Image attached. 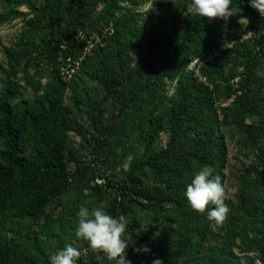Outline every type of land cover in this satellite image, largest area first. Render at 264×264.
<instances>
[{"label": "trees", "instance_id": "trees-1", "mask_svg": "<svg viewBox=\"0 0 264 264\" xmlns=\"http://www.w3.org/2000/svg\"><path fill=\"white\" fill-rule=\"evenodd\" d=\"M150 2L0 0V27L22 21L9 68L0 62V264L87 248L77 213L101 204L126 217L131 264H264V17L250 0H233L242 11L228 21L188 13L191 0L142 12ZM79 33L94 46L67 81L61 68L87 44ZM123 121L133 132L114 130ZM228 135L252 161L215 225L185 192L205 166L226 188ZM231 236L247 243L240 253Z\"/></svg>", "mask_w": 264, "mask_h": 264}, {"label": "clouds", "instance_id": "clouds-1", "mask_svg": "<svg viewBox=\"0 0 264 264\" xmlns=\"http://www.w3.org/2000/svg\"><path fill=\"white\" fill-rule=\"evenodd\" d=\"M250 6L264 17V0H250ZM186 10L194 16L224 21L242 11H237L233 0H191ZM185 196L194 211L200 214L206 212L209 221L215 225H222L227 220L230 208L226 201L230 199V194L222 182V177L219 174L214 175L210 167L205 166L198 171L187 184ZM104 208L105 205L101 204L90 213L88 208L81 206L77 213L79 220L75 235L87 242V248L81 249L68 243L50 256L51 264H78L89 250L97 254L99 264H104L105 258L109 264H131L126 255L130 239L128 221L123 215L114 217L106 213ZM137 251L147 253L150 249L144 246ZM152 264H163V261L154 259Z\"/></svg>", "mask_w": 264, "mask_h": 264}, {"label": "rangeland", "instance_id": "rangeland-1", "mask_svg": "<svg viewBox=\"0 0 264 264\" xmlns=\"http://www.w3.org/2000/svg\"><path fill=\"white\" fill-rule=\"evenodd\" d=\"M171 0H152V2L148 3L145 7H143L141 10L142 12H147L148 10H154L156 13L159 12V6L160 3L169 2ZM24 11H27L26 8H23ZM22 31V21L21 20H15L11 24L5 25L0 27V62L4 64L6 68H9L8 62L10 60H13V56L11 54V50L13 49L14 42L16 40V37L21 33ZM194 64L191 65L190 68H193ZM154 72L155 68H144L142 72ZM32 73L34 71L32 70ZM198 74H200L199 70L197 71ZM23 76L21 73L18 78ZM23 93V91H21ZM26 95H22L20 98H24ZM19 99V98H18ZM68 100H70L68 98ZM16 102V101H15ZM95 111H97V108H95ZM86 119L82 120L81 122L84 123ZM135 128V124L128 121H123L120 123L114 130L120 134H130L133 132ZM72 140L74 147L83 152V146H85V141L82 139L80 134V129L77 128L71 133ZM168 142V136L166 134H163L160 145L166 146ZM228 142H229V148H230V155H229V170H230V178L228 180V183L226 185V190L229 192L231 196L234 195L235 189H236V177L239 173V171L242 169V162L247 161V163H250L252 159H247L245 157V153L243 151H240L237 148L236 142L231 139L230 135H228ZM233 239V246L235 250L240 253L241 249L245 248L247 243L244 240H240L237 238Z\"/></svg>", "mask_w": 264, "mask_h": 264}, {"label": "built area", "instance_id": "built-area-1", "mask_svg": "<svg viewBox=\"0 0 264 264\" xmlns=\"http://www.w3.org/2000/svg\"><path fill=\"white\" fill-rule=\"evenodd\" d=\"M73 38L68 41L66 43V45L64 46L65 49L68 48V45L73 42ZM76 40H86L87 44L85 46V50H84V54L79 58V60H73L71 57L67 59L68 64L63 66L61 68V75L63 76V78L65 80H70L72 79L73 75L77 73L80 62L82 61L83 57L89 53L93 46H94V37H90L87 38L86 36H84L82 33H79L78 36H76ZM234 99V98H233ZM233 99H231L230 101H232ZM257 264H262V262L260 260L257 261Z\"/></svg>", "mask_w": 264, "mask_h": 264}]
</instances>
